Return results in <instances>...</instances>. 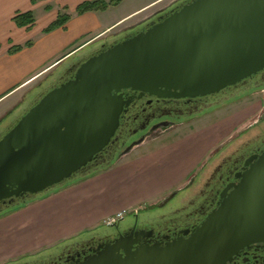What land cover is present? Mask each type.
Wrapping results in <instances>:
<instances>
[{"label": "water", "instance_id": "1", "mask_svg": "<svg viewBox=\"0 0 264 264\" xmlns=\"http://www.w3.org/2000/svg\"><path fill=\"white\" fill-rule=\"evenodd\" d=\"M263 70L264 0H190L88 58L16 121L0 139V194L27 201L89 175L113 143L129 104L124 90L205 97ZM238 179L187 239L135 249L121 239L78 264H227L243 246L264 242V153Z\"/></svg>", "mask_w": 264, "mask_h": 264}, {"label": "crops", "instance_id": "2", "mask_svg": "<svg viewBox=\"0 0 264 264\" xmlns=\"http://www.w3.org/2000/svg\"><path fill=\"white\" fill-rule=\"evenodd\" d=\"M31 1L0 0V106L11 99L6 107L0 109V121L19 115L30 94L29 87L68 56V51L75 43L81 44V47L97 37L96 41H99L119 29L121 26L114 27L123 20L160 0L132 9L127 16L116 20L89 39V29L99 25V12L78 16L75 26L70 19L64 29L49 34H44L43 30L59 14H65V9L39 25L34 17V13L41 8L44 13L51 15L53 2L62 8H67L70 3L77 8L87 0ZM26 12L32 13L35 24L30 29H19L12 19L17 13ZM27 42L32 43L30 48L14 55L8 54L12 46H23ZM33 103L28 101L29 106ZM214 132H218V126L208 130L202 137L187 136L134 161H125L124 158L107 170L75 181L1 215L0 264L52 248L59 242L98 228L103 220L118 212L139 208L143 203H153L174 187H181L197 167L201 148L207 139L214 137Z\"/></svg>", "mask_w": 264, "mask_h": 264}, {"label": "flooded vegetation", "instance_id": "3", "mask_svg": "<svg viewBox=\"0 0 264 264\" xmlns=\"http://www.w3.org/2000/svg\"><path fill=\"white\" fill-rule=\"evenodd\" d=\"M189 1L178 0L144 24L122 35L110 37L111 40L101 42L98 47H91L85 54L73 58L66 67L57 69V73L48 83V88L34 97V103L28 105L21 116H11L0 121V139L44 94L71 81L79 65L88 58L144 30ZM259 92L263 97L260 100L258 119L240 132L236 140L221 144L195 175H189L185 186L106 227L70 240L57 250L6 264H78L96 256L105 246L121 239L125 240V246L132 245L133 249L144 245L165 246L180 238L187 239L218 208L225 193L232 190L231 186L238 184V177L264 153V111H261L264 109V70L233 87L205 97L161 99L131 90L121 92L123 99L129 104L123 108L113 143L88 165L85 169L88 173H97V170L111 167L134 148L149 139L157 138L156 135L191 124L239 98ZM11 119L12 123H9ZM215 127L216 124L210 125V128ZM139 140L141 141L137 143ZM131 145V150L119 157ZM27 198L26 195L5 198L0 194V216L22 205ZM227 264H264V242L243 246Z\"/></svg>", "mask_w": 264, "mask_h": 264}, {"label": "rangeland", "instance_id": "4", "mask_svg": "<svg viewBox=\"0 0 264 264\" xmlns=\"http://www.w3.org/2000/svg\"><path fill=\"white\" fill-rule=\"evenodd\" d=\"M104 1L109 2L110 0H104ZM152 1H155V0H122L118 5L111 6L104 12H99L100 13L98 17L99 25L89 29V31L87 32V39L95 37L96 35L101 33V31H103L107 26L111 25L116 20H119L127 16L132 11V9H135L145 3H149ZM177 1L178 0H160L158 2H155L151 6H149L147 9L143 10L142 12H139L135 14L134 16L123 20L120 24L114 27V28H117L121 26L119 29H116L112 33L104 36L99 41H96L99 38L97 37L94 40L90 41L89 43L82 45L81 47H80L81 44L75 43L74 46H72V48L68 51L70 52L68 56L61 59L58 63H56L53 67H51L46 73H44L42 77H40L31 87H29L30 94L28 91L29 95L26 97V103L24 105V108L20 110L21 112L18 113L19 114L18 116H21L22 111H24L28 107V101H34V97H36L38 93H41L45 89L48 88V85H49L48 83L51 82L52 78L57 73L56 71L57 65L61 64L58 70L66 67L73 60V58L75 59L85 54L86 51H88L91 47L92 48L98 47L101 44V42L103 41L107 42L111 40L110 37L114 35H118V36L122 35L124 32L129 31L132 28L138 25L144 24L146 21L151 19L155 14H158L159 12L165 10L168 6L174 4ZM51 7H52L51 15L50 13H44L43 8H41L40 10H37L34 13V17L38 25L45 22L47 19L54 17L57 12H59L60 10L62 11L64 9H65L64 13L69 15L70 18L72 19V22H74L73 23L74 26L76 22L79 20L75 12L76 7H72L71 3L67 4V8H62V6L57 5L56 2H53V4H51ZM262 97H263L262 94L259 92V93H256L250 96L246 95L243 98H239L237 101L229 103L224 108L217 110L211 115H207L198 121L192 122L191 124L180 126L178 128H174L165 134L156 135V137L158 136L157 138L154 137L153 139L147 140L141 146L134 148L131 152H129L122 159L125 158L124 159L125 161H131V160L134 161L137 158L147 155L149 152L155 151L164 146H170L171 144L178 142V140L180 141L181 139H184L187 136H194V135L199 136L200 135L202 137L204 136V133L208 132V130L209 131L213 130V128H210V125L216 124V126H218V132L217 133L214 132L215 133L214 137L211 139H207L208 141H206V144L203 145V147L201 148V152H200L201 155L199 158L200 161L198 162L197 167L192 173L193 175H195V173L199 171L198 169L201 167V165H203L208 160L211 154L215 150H217L221 146V144L229 142L230 140L231 141L236 140L240 132H242L248 126L252 125L258 119L259 114H260L259 113L260 112L259 111L260 110V100L262 99ZM9 101H11V99ZM9 101H7L8 104H9ZM7 103L0 106V109L6 107ZM261 111L263 112L264 109L262 108ZM14 117H16V115H13V118ZM11 121L12 119L9 121V123H12ZM121 160H119L118 162H120ZM185 185H186V182L181 187ZM181 187L176 186L172 190L167 192V194H170L171 192ZM159 200L155 201V203L158 202ZM153 203H150V204H153ZM147 205L148 203H143L141 207L139 208H135L130 211L123 210L121 212H118L114 216L103 220L101 226H99L98 228L93 229L91 231H87L85 233H81L76 236H73L63 242L57 243V245L52 248L45 249L34 255H39L41 253L43 254L46 252H52L54 250H57L60 246H62V244H65L66 242H69L70 240L79 238L80 236H83L86 234H90L93 231L98 230L99 228L108 226V224H110L109 222L112 219L116 218V216L119 213L125 212V215L122 216V218H124V217H127V215L130 213L144 209ZM34 255H29V256H34ZM29 256H25V258ZM23 258H20V259H23ZM20 259H17L12 262H16Z\"/></svg>", "mask_w": 264, "mask_h": 264}, {"label": "trees", "instance_id": "5", "mask_svg": "<svg viewBox=\"0 0 264 264\" xmlns=\"http://www.w3.org/2000/svg\"><path fill=\"white\" fill-rule=\"evenodd\" d=\"M121 1L122 0H110L109 2H105L104 0H87V1L83 2L82 4H80L75 9V12H76V15L77 16H82V15H84L86 13L104 12L109 7L118 5ZM31 2L34 3L35 0H32ZM70 19H71L70 16L67 15V14H59L56 17L55 21H53L47 28H45L43 30V33L44 34H49V33L53 32L54 30L64 29L65 28V25L70 21ZM12 21H13L14 25L17 28H19V29H22V28L30 29L35 24V20H34L33 15H32L31 12L17 13L13 17ZM31 46H32V43L31 42H27L23 46H12L9 49L8 54L9 55H14L16 53L21 52L25 48H30ZM109 168H110V166L109 167H105V168H103L101 170H97V171H104V170H107ZM93 174H94V172L93 173H90L86 177L91 176ZM86 177L77 178L75 181L84 179ZM75 181L73 180L71 182H68L63 187L56 188L53 191H57V190H59L61 188H64V187L70 185L71 183H74ZM53 191H51V192H53ZM51 192H49V193H51ZM49 193L44 194L42 196L35 197V198H31V199L27 200L25 203H27L29 201H33L35 199L42 198V197L48 195Z\"/></svg>", "mask_w": 264, "mask_h": 264}, {"label": "built area", "instance_id": "6", "mask_svg": "<svg viewBox=\"0 0 264 264\" xmlns=\"http://www.w3.org/2000/svg\"><path fill=\"white\" fill-rule=\"evenodd\" d=\"M123 215H125V212L119 213V214L116 216V218L112 219L109 223L112 224L113 222H115V221L121 219ZM110 224H108V225H110Z\"/></svg>", "mask_w": 264, "mask_h": 264}]
</instances>
